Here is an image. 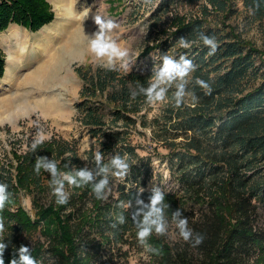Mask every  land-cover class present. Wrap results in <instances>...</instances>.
<instances>
[{
    "label": "trees",
    "instance_id": "1",
    "mask_svg": "<svg viewBox=\"0 0 264 264\" xmlns=\"http://www.w3.org/2000/svg\"><path fill=\"white\" fill-rule=\"evenodd\" d=\"M170 1L164 0L151 13L156 42L142 53L160 44L170 47L181 37L192 41L187 49L178 44L175 58L184 55L197 66L188 85L196 99L186 96L180 107L166 100L160 112L147 119L145 98L132 100L130 94L138 84L148 86L151 68L129 70L117 65L116 70H108L93 63L76 65L82 84L74 120L94 141L81 154L76 139L53 134L35 153L30 140L24 150H10L14 163L12 158L0 162V182L7 183L13 194L0 212L4 224L0 238L9 244L5 264L21 244L29 246L41 264H128L129 248L140 244L131 209L118 205L134 203L141 188L140 198L148 202L154 188L147 187L152 176L150 156H141L137 150L142 146L132 139L134 133H144L138 123L150 128L154 148L167 150L162 158L167 160L174 184L162 190L170 205L166 209L168 232L164 236L153 233L147 241L159 249V254L148 251L155 264H264V227L259 224L264 206V49L243 35L244 26L260 21L264 48V0L255 15L244 17V26L233 25L229 19L239 12V2L249 11L253 0H188L200 1L199 14L174 11L159 26ZM53 17L48 0H0V32L10 23L36 31ZM197 31L216 35L215 55L207 56ZM150 63L151 67L156 64ZM4 70L5 56L0 50V76ZM196 78L211 85L210 95L195 84ZM97 151L105 163L113 155L127 154L130 175L123 181L110 177L112 192L107 201L97 200L90 186L75 188L65 183L69 201L57 205L49 187L50 175L43 169L39 175L34 172L36 156L55 159L60 171L70 172L73 166L94 167ZM22 191L31 195L32 212L19 200ZM178 208L189 227L205 235L198 247L184 242L171 223V212ZM121 212L126 222L113 229L111 224ZM169 233L173 238H168Z\"/></svg>",
    "mask_w": 264,
    "mask_h": 264
},
{
    "label": "rangeland",
    "instance_id": "2",
    "mask_svg": "<svg viewBox=\"0 0 264 264\" xmlns=\"http://www.w3.org/2000/svg\"><path fill=\"white\" fill-rule=\"evenodd\" d=\"M55 1L56 6L51 3V8L54 13L51 24L61 23L62 20L64 24H60L56 27L55 31L57 30V32L52 34L53 38L51 41L49 40L50 42L45 48L38 46L36 43L38 42L36 40V33L42 29H38V31L26 29L29 32L31 40L29 41L27 39V46L24 50L19 47L20 42L25 43L24 37L20 36L22 32H20L19 35L15 33L16 36H14L16 38L10 36V39H13L9 40V45L6 46L3 42V36L7 32L9 33L8 28L0 32V50L5 56V70L0 78L2 79L5 76L7 56L9 54L12 55L9 66L16 73L14 83L0 86V114H4L12 110V108L20 106L24 99L32 101L33 103L29 105L35 107L29 116H21L13 123L4 122L0 124V162L4 164L7 163L10 158H12L13 163L15 162L10 150L14 147L19 151L24 150L27 147V141L33 140L37 127L43 129L48 137L54 134L67 139H76L81 154L88 150L91 143L94 141V139L87 134L86 130L78 126L77 121L74 120V116L76 115L75 103L79 99V89L82 84L74 68L78 64L93 63L97 65L99 63L92 54L88 52L84 37L82 40L77 37L80 43L79 51L71 54L72 56L66 53L55 54L57 49H59L58 44L60 39L63 36L66 37L71 28L73 29V27L76 26L84 27L85 31L82 32V35L83 33L88 35L97 30V26L93 21L95 14L116 20L119 23V28L114 30L112 35L122 49H128L130 54V68L137 66L144 70L152 69L153 67H151L150 62L155 61V65H159L162 55L168 54L175 57L178 43L170 47L165 44H160L145 55L142 53V51L146 50L147 46H152L156 42L154 39V36L157 34L156 28L152 27V19L149 17L164 0H68L69 3H72V7L74 8V15H72L74 19L72 18V20H69L71 16H61V14H57L63 10L66 4L58 0ZM199 4L200 1H170L164 13L161 14L162 19L159 21V26H161V22L168 20L174 11L180 14H199ZM86 10L89 11V15L84 18V12ZM237 10H239V12L229 19V23L244 26V17L249 14V11L244 10L240 2L237 4ZM75 13L82 16L76 17ZM65 18L67 19L65 20ZM259 24L260 21H255L246 27L244 26L243 35L253 42L254 45L263 50L264 48L262 47L261 40L262 34ZM68 26L70 27L67 29ZM159 26H156L157 30H160ZM165 26L167 25L164 24L163 27ZM20 39H22L23 42ZM50 43H53V46H51ZM261 57L264 59V50L262 51ZM41 62H55L53 67L55 76L63 77L64 75H68L70 82L63 83L61 81H56L53 85L42 88L43 90H40L41 87L38 85L25 84L23 81L25 76L36 73V69L42 64ZM122 64L123 62L121 61L117 62V65L126 69ZM43 84L46 85V81H43ZM164 102L148 104L144 110L146 118L151 119L153 116L157 115ZM48 104L53 105L54 109L46 111L47 109L45 107ZM137 128L141 132H144L141 134L134 133L132 135L133 142L142 146L138 148L137 151L141 156H150L149 166L152 176L151 179L147 181V187H159L161 190L173 187L174 184L170 182L167 160L162 158L167 150L161 146L154 148L156 144L151 141V130L149 127L144 129L138 123ZM5 154H7V156H5ZM84 157L83 155V158ZM18 197L21 204L24 205L29 212H32L33 204L31 195L22 191ZM260 216L259 224L264 227V206L260 207ZM168 238H173V234L169 233ZM124 248L128 247L125 246ZM128 264H155V260L151 258L150 253L140 245V247L129 248Z\"/></svg>",
    "mask_w": 264,
    "mask_h": 264
},
{
    "label": "clouds",
    "instance_id": "3",
    "mask_svg": "<svg viewBox=\"0 0 264 264\" xmlns=\"http://www.w3.org/2000/svg\"><path fill=\"white\" fill-rule=\"evenodd\" d=\"M261 6L260 0H253V5L249 7V14L255 15L256 11ZM89 11L84 12V18L88 17ZM94 24L97 30L91 34L83 33L84 40L87 44V50L97 60L99 65L108 70H116L117 62H123L122 66L131 70L129 66V51L122 49L117 41L113 38L112 33L119 28V23L109 17L95 14L93 17ZM196 37L199 42L208 49L207 56L216 54L219 48V42L214 34H207L203 31H197ZM180 47L190 48L192 41L185 37L179 38L177 41ZM197 70V66L193 61L184 55L175 58L172 55L164 54L161 56V63L155 65L151 72V77L147 87L137 85L135 90H131V99L135 100L137 96H143L148 104H156L171 100L175 107H180L186 96H191L196 99L194 92L190 91L188 85L191 83L190 77ZM195 84L205 91L206 95L212 92L211 85L203 79L196 78ZM172 95L169 98L170 90ZM50 139L43 129L37 127L36 134L31 143V151L36 152L37 148L46 140ZM58 161L49 159L47 156H36L34 164V172L39 175L41 169L50 175V190L51 194L56 198L57 205H65L68 203L70 194L65 190V183L70 187L83 188L89 187L92 195L101 201H107L112 192L110 186V177H114L120 181L125 180L130 175L131 166L127 154L113 155L111 159L105 163L103 154L97 151L94 154V167L86 164L82 168L72 167L70 172L60 171ZM68 168V164L64 165ZM144 189H139L135 202L129 200L126 203L120 202L118 207L122 209H131V218L137 229L138 243L147 251L159 254V249H154L148 245V238L154 234L164 236L168 232L169 221L166 217V209L170 208L169 204L165 203V193L159 187H154L151 190V195L148 197V202L140 198ZM12 193L9 191V185L5 182H0V212L12 200ZM126 222V217L123 212L115 217V222L111 224L113 229L118 225H123ZM171 223L178 230L179 236L184 242L189 243L192 247H198L205 240V235L194 232L189 227L188 219L180 208L171 212ZM4 232V224L0 219V237ZM9 244L0 238V264H5L4 254ZM9 264H41V261L32 256L31 248L21 244L13 254Z\"/></svg>",
    "mask_w": 264,
    "mask_h": 264
},
{
    "label": "bare ground",
    "instance_id": "4",
    "mask_svg": "<svg viewBox=\"0 0 264 264\" xmlns=\"http://www.w3.org/2000/svg\"><path fill=\"white\" fill-rule=\"evenodd\" d=\"M58 1L66 4V5H64L65 7L63 8V10H61L57 14L58 15L61 14V16H71V17H69V20L70 19L72 20V18L74 19V17L72 16V15H74V8L72 7L73 6L72 3H69L68 0H58ZM75 16L76 17H81L82 15L76 14ZM66 19L67 18H65V20ZM62 22H64V21L62 20L61 23L59 22V23H53V24L47 25V26L43 27L41 31H38L36 33L37 34L36 35V38H37L36 40L38 41L36 43L38 44V46H41V47L45 48L46 45L49 44V42L52 40V38H53L52 34H55L57 32V30L55 31L56 27L58 25H60V24H64ZM83 31H85L84 27H81V26H76V27H73V29L69 30L68 31V35L66 37L63 36L60 39L59 44H58V48L59 49H57L55 54L56 53L57 54L66 53L67 55L70 56L71 54H74V52L75 53L78 52L79 51L78 50L79 49V44H80L79 43V39L82 40L83 37H84L82 35ZM20 36H23L24 37L23 39H25V41H27V39L29 41L31 40L30 37H29V33L28 32L27 33L26 32L25 33H21ZM77 37H79V39H77ZM11 39H13V38H11ZM11 39H10L9 33L7 32L3 36L4 45L5 46L9 45L8 41L11 40ZM20 40L23 42L22 39H20ZM19 47L22 50H24L25 47H26V43H21L20 42L19 43ZM11 56H12L11 54H9L7 56L6 73H5V76L2 79L0 78V86L6 85V84L10 85V84L15 82L16 73L9 66V63L11 61ZM54 57H55V55H54ZM54 64H55V62H51V63L43 62L36 69V71H35L36 73L30 74L28 76H25V79L23 80L24 83L27 84V85L28 84L38 85V86L41 87L40 90H43L42 88H44L46 86H49V85H53L56 81H61L63 83L70 82L68 75H64L63 77L55 76L54 71H53ZM43 81H46V85L43 84ZM22 102L23 103H21L20 106L14 107V108H12V110H9V111H7L4 114H0V124L4 123V122L13 123L19 117H21V116H29L33 112L35 107L32 106V105H29V104L33 103L32 101H27L26 99H24V100H22ZM45 108L47 109L46 111H51L52 109H54L53 105H51V104H48Z\"/></svg>",
    "mask_w": 264,
    "mask_h": 264
},
{
    "label": "crops",
    "instance_id": "5",
    "mask_svg": "<svg viewBox=\"0 0 264 264\" xmlns=\"http://www.w3.org/2000/svg\"><path fill=\"white\" fill-rule=\"evenodd\" d=\"M48 2L51 4H55V6H56V3H55V0H48ZM77 5V4H76ZM52 21V20H51ZM48 22V23H46V24H44L42 27H44V26H46V25H49V24H51L52 22ZM12 26V27H11ZM11 27V28H10ZM19 27H22V28H19ZM42 27L40 28V29H42ZM70 26H68L67 27V29L69 28ZM10 28V29H9ZM25 27H23V26H21V25H18V24H16V23H10L9 24V26H8V31H9V35L11 36V37H14V35H15V33H16V35H19V33L20 32H22V33H24V32H28L27 30H26V28L24 29ZM39 29V30H40ZM72 29V28H71ZM13 31V32H12ZM38 31V30H37ZM29 33V32H28ZM5 34V33H4ZM23 35V34H22ZM25 43H26V46H27V41H25ZM50 45L51 46H53V43H50Z\"/></svg>",
    "mask_w": 264,
    "mask_h": 264
}]
</instances>
